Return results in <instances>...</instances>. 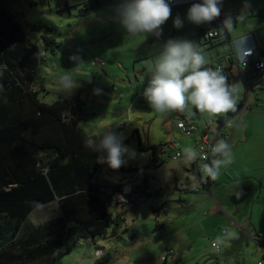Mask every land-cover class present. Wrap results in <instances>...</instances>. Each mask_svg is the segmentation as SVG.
Instances as JSON below:
<instances>
[{
  "label": "rangeland",
  "instance_id": "1",
  "mask_svg": "<svg viewBox=\"0 0 264 264\" xmlns=\"http://www.w3.org/2000/svg\"><path fill=\"white\" fill-rule=\"evenodd\" d=\"M83 1L6 0L11 6L13 20L42 50L41 36L33 34L32 27L53 25L58 31L60 48L56 55L48 54L42 71L44 84L50 91L48 101H57L65 96L60 89L59 78L65 73L70 74L79 83L72 95H80L85 103L83 128L92 136L110 128L122 134L123 143L134 150L133 158L125 155L126 163L122 167L138 171L113 170L105 164L99 180L113 189L120 184V178L128 186L148 178L152 194L134 209L117 204L114 211L123 218L118 233L97 242L82 240L63 258L62 264H94L99 258L96 250L103 248L104 254L110 253L113 264H161L158 262L163 256H167V264H264V243L258 242L259 238L264 240V81L259 79L255 84V78H252V109L245 112L244 122H238L244 132L249 128L254 137L248 144V156L244 154L241 158V162L245 161L246 166L252 169L248 172L250 177L239 182H218L213 186L211 196H207L209 201L189 196L181 190L188 184L194 185L196 179L189 171V162L183 157L174 159L173 149L166 147L161 168L142 169L149 162L152 151L141 149V142L145 146L177 144L182 152L196 145L195 138L185 136L177 128L181 119L197 113L194 108L191 114L185 111L162 115L151 109L142 95L150 78L154 57L170 38L159 40L153 34L128 35L115 18L121 3L105 5L87 16H81L80 7L76 6ZM228 2L234 7L261 8L264 13V0ZM190 7L171 6L172 17L162 26V31L174 32L171 39L194 42L203 52L206 65L216 63L228 52L227 46L222 47L223 43L219 41H215L214 45L212 41L199 38V25L187 20ZM177 15L184 21L179 29L173 26ZM243 16L245 21L238 26L246 24L250 14L243 13ZM260 20L264 24V15ZM203 25L206 27V24ZM73 56L77 59H70ZM232 84L239 90L238 100H244L247 95L244 81L236 77ZM217 118L201 114L197 123L202 125L205 120ZM236 193L242 195L237 198ZM194 200L198 202L194 204ZM190 202L194 207L183 209L182 205ZM208 202L218 203L223 213L213 214V209L207 207ZM159 208L162 210L156 212ZM59 212V204L54 202L38 208L31 219L35 223H44L57 217ZM191 221H198L199 224L188 227ZM226 232L235 235H225ZM255 236L258 238L255 239ZM213 243L220 245L221 249L217 251ZM169 249L175 254H168Z\"/></svg>",
  "mask_w": 264,
  "mask_h": 264
},
{
  "label": "trees",
  "instance_id": "2",
  "mask_svg": "<svg viewBox=\"0 0 264 264\" xmlns=\"http://www.w3.org/2000/svg\"><path fill=\"white\" fill-rule=\"evenodd\" d=\"M122 2L84 0L76 7L87 16ZM199 30L203 35V25ZM57 32L53 25L32 27V33L41 36L42 50L13 20L6 0H0V264H62L82 240L97 242L118 233L123 218L114 211L117 204L127 206L131 194L139 193L144 200L152 193L148 178L130 186L120 178L113 189L99 180L105 164L96 163L95 153L86 147L96 136L82 126L85 103L80 95L42 101L41 95L48 93L42 71L48 54L56 55L60 48ZM240 107L228 114L233 116ZM197 118H201L198 111L183 119ZM166 147L171 148L141 142V149L152 151L142 169L161 168ZM56 199L58 217L39 225L30 221L33 211ZM94 264H113L110 253Z\"/></svg>",
  "mask_w": 264,
  "mask_h": 264
},
{
  "label": "clouds",
  "instance_id": "3",
  "mask_svg": "<svg viewBox=\"0 0 264 264\" xmlns=\"http://www.w3.org/2000/svg\"><path fill=\"white\" fill-rule=\"evenodd\" d=\"M222 2L223 0H200L193 3L188 9L187 20L196 25L211 23L221 16ZM171 17L172 8L167 0H123L115 12L118 23L133 37L145 34L159 37L162 34V26ZM243 19V13L235 18L236 22ZM183 23L179 15L173 19V26L177 29L182 28ZM222 27L227 31L232 30L234 26L231 15L225 17ZM243 44L244 40L234 42L237 54H250L251 50L246 51L242 47ZM70 59L76 60L77 57ZM206 64L203 52L194 42L186 39H168L154 57L143 97L151 109L162 115L185 111L191 114L192 108L210 116L235 112L238 88L228 82L222 69L207 67ZM59 86L68 97L79 87V83L70 74L65 73L59 78ZM227 123L231 126L232 122ZM123 140L122 134L109 128L89 139L86 147L95 153L96 163L107 164L111 169L118 170L126 163L125 155L135 154ZM211 154L212 158L209 160L203 151L188 147L184 149L183 158L186 162L197 159L209 161L204 163L202 171L207 178L216 180L220 169L232 163L231 146L226 140L219 139L212 146ZM240 195L242 193H236L237 198ZM225 235L235 234L226 232Z\"/></svg>",
  "mask_w": 264,
  "mask_h": 264
},
{
  "label": "built area",
  "instance_id": "4",
  "mask_svg": "<svg viewBox=\"0 0 264 264\" xmlns=\"http://www.w3.org/2000/svg\"><path fill=\"white\" fill-rule=\"evenodd\" d=\"M171 6H175L178 3V0H167ZM238 15H232L233 21L236 22L235 18ZM225 18L220 16L216 20L212 21L211 23H205L206 27H204L203 35H201V39L206 41H215L218 38L226 39L228 38L227 30L222 27V22ZM173 32L162 31V34L158 37L159 40H162L164 37H172ZM244 40L243 48L247 50H251L250 54H240L238 55L235 48L234 42L231 41V47L229 53L220 57L216 63H211L206 65L207 67L211 68H220L222 69L223 73L227 76V78H232L235 81V78H241L245 86L246 90V98L243 101L237 102V105H240V109L234 114L230 116V114H221L218 116L217 120H205L202 125L197 123L195 119H181L178 124L177 128L181 130L185 136L190 138H195V149L197 151H203L205 155L209 157V160L212 158L211 148L215 145L216 141L219 139L227 140L231 131V128L237 123L239 119H241L242 115L250 110V99L252 96V91L254 88V81L255 84L258 83L259 79L264 81V54L257 57V50L258 44L255 40L253 35L247 36L244 39H240L237 41ZM244 55V57H243ZM252 78H255L252 81ZM228 121H231V126H228ZM173 151H175L174 159H180L183 157V152L179 149L177 144L170 145ZM128 158H133V156H128ZM209 161L197 159L194 166H193V173L196 176V179L199 181H203L202 171L204 163ZM106 195H109L108 188L103 189ZM206 194H209L207 189L204 190ZM152 194V193H151ZM142 202L141 195L139 193L131 194L129 198V202L127 204L128 209H134L137 205ZM191 203V204H190ZM189 204L184 203L182 206L186 209L193 207V203L190 202ZM258 242L264 243V240L258 239ZM217 251L221 249V246L213 243L212 245ZM100 254H104L103 250H96V256L100 257ZM168 254H173V251L168 250ZM167 261V256H163L162 259L159 260L158 263H164ZM263 264V262H260Z\"/></svg>",
  "mask_w": 264,
  "mask_h": 264
},
{
  "label": "crops",
  "instance_id": "5",
  "mask_svg": "<svg viewBox=\"0 0 264 264\" xmlns=\"http://www.w3.org/2000/svg\"><path fill=\"white\" fill-rule=\"evenodd\" d=\"M198 2H200V0H178V3H177V5H175V7H188V6L192 5L193 3H198ZM226 3H227V6H226ZM239 12L246 13L247 15L250 14V16H248V21L246 24H244L242 26H240V25L238 26V24H240L241 21H239V22L233 21V26H234L233 28H235V29L232 28L233 30L227 31L228 38L225 39V42H223L222 47L227 46L226 51H228L227 53H229V50L231 47V44H230L231 41H235V40L237 41L240 39H244L247 36L253 35L255 37L257 44H258L257 57L260 55H263L264 54V24H262V22L260 20L264 15L263 9H261V8L260 9L259 8L247 9L246 7H243V6L234 7V6L229 5L228 0H223V2H222V13H221L222 17L225 18L227 15L232 16L234 14L239 15L240 14ZM242 21L243 22L245 21V17ZM259 22H261V24ZM201 25H203V24H201ZM201 25H199L198 29H200ZM199 31H198V36H199ZM173 34H174V32H173ZM172 37H173V35H172ZM199 38L201 39L202 37L199 36ZM170 39H171V37H170ZM202 44L203 43H201V45ZM46 90L48 93H44L45 95H43L42 101L46 102V103L55 102V101H52V102L48 101L47 97L50 94V91H49V89H47V86H46ZM194 114L195 113H192L191 115H194ZM244 118H245V116L243 117V119H240V121L241 120L243 121ZM238 122L235 124L233 130L230 132L229 137L227 139V142L231 146L232 163L229 164L227 167H222L220 169V174L216 180H211L210 178H207L205 173H203L202 174L203 181L201 182L198 179H196V176L194 175V178L196 179L195 184L194 185L188 184L186 187H184L181 190L183 193L189 194V196L190 195L197 196V197L199 196V197H201L202 200H204V199L208 200L207 196H211V190L213 189V186L216 185L218 182H221V183H228V182H232V181L239 182L242 179H246V178L250 177L248 172H250L252 169H249L250 167L246 166L245 161L241 162V158L244 154L248 156V154H249L248 151H250V148H248V144L251 142V140H254V137L252 136V133L250 132L249 128H246L245 132H244V128L242 126H238V125H240V123H238ZM245 127H246V125H245ZM256 137H258V135ZM195 162L196 161L189 162L190 163V165H189L190 170L189 171H191L192 173H193V166H194ZM205 189H207L209 191V194L205 193V191H204ZM256 190H257V188H256ZM262 193H263V190L260 191V197L262 196L261 195ZM180 200L182 201L183 199L180 198ZM54 202H57V204H58L59 200L56 199V200L52 201L51 203H54ZM193 202H194V204H196L198 202V200H194ZM51 203H49V204H51ZM49 204H46V205H49ZM194 204H193V207H194ZM42 206H44V205H42ZM193 207H191V208H193ZM207 207H209L210 209H213V214L221 215L220 213H223V209L218 205V203L214 202V204H213L212 202H210L207 205ZM38 208H40V207H38ZM163 209H165V208H163ZM183 209H186V208L183 207ZM35 211H33V213ZM32 214L29 217L30 221H32V219H31ZM59 215H60V212H59L58 216ZM46 222H48V221H46ZM33 223L36 225L43 224L42 221L39 223H35V222H33ZM197 224H199L198 221H191V223H189L188 227H193ZM231 224H233V222H231ZM182 228H185V227H182ZM244 230H247V227H244ZM178 233L180 234L181 231H179ZM257 236H255L254 238L255 239L258 238ZM85 241H88V240H85ZM103 251H104V248H103ZM173 254H175V253L173 252Z\"/></svg>",
  "mask_w": 264,
  "mask_h": 264
}]
</instances>
